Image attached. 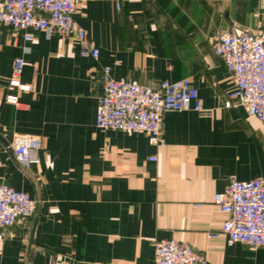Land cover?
<instances>
[{
    "label": "crops",
    "instance_id": "crops-1",
    "mask_svg": "<svg viewBox=\"0 0 264 264\" xmlns=\"http://www.w3.org/2000/svg\"><path fill=\"white\" fill-rule=\"evenodd\" d=\"M76 20L98 58L82 56L75 37L37 31L29 41L0 26V180L38 202L0 229V264H151L154 243L173 239L206 264H264V246L228 241V215L213 202L232 178L264 176V124L225 106L236 83L213 49L220 32L264 30V0H87ZM17 57L30 62V90L10 85ZM106 65L152 87L188 77L203 109L167 111L164 145L100 128ZM16 135L32 136L38 165L16 160Z\"/></svg>",
    "mask_w": 264,
    "mask_h": 264
},
{
    "label": "built area",
    "instance_id": "built-area-1",
    "mask_svg": "<svg viewBox=\"0 0 264 264\" xmlns=\"http://www.w3.org/2000/svg\"><path fill=\"white\" fill-rule=\"evenodd\" d=\"M85 1L0 0V26L24 31L29 41L37 31L56 33L67 39L75 37L82 56L98 58L99 48L91 45L88 31L76 20L78 7ZM213 49L236 83L225 106H243L264 124V30L220 32L214 38ZM27 65L30 62L25 58H15L11 86L30 90V85L21 82ZM111 69L106 65L102 74L103 93L96 111V124L100 128L145 133L152 144L164 145V114L167 111L203 109L199 91L188 77L163 80L152 87L128 78L116 79ZM7 100L18 104L16 95H8ZM11 146L19 163L25 166L40 163L38 146L32 136L16 135ZM150 159L156 160V156ZM213 202L228 215L221 232L230 243L239 242L253 248L264 246V176L251 180L232 178L224 191L214 194ZM37 203L28 192L0 180V229L32 217ZM154 248L151 264H206L205 255L187 242L159 240Z\"/></svg>",
    "mask_w": 264,
    "mask_h": 264
},
{
    "label": "water",
    "instance_id": "water-1",
    "mask_svg": "<svg viewBox=\"0 0 264 264\" xmlns=\"http://www.w3.org/2000/svg\"><path fill=\"white\" fill-rule=\"evenodd\" d=\"M37 221V217L35 218V222ZM33 231H34V228H33Z\"/></svg>",
    "mask_w": 264,
    "mask_h": 264
}]
</instances>
